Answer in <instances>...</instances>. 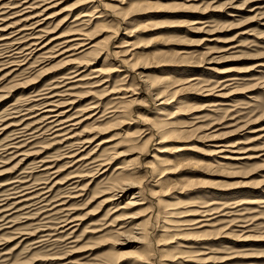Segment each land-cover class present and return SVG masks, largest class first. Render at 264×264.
I'll use <instances>...</instances> for the list:
<instances>
[{"label":"rangeland","instance_id":"1","mask_svg":"<svg viewBox=\"0 0 264 264\" xmlns=\"http://www.w3.org/2000/svg\"><path fill=\"white\" fill-rule=\"evenodd\" d=\"M45 2L30 0L22 7L0 11V18L6 20L0 28L12 26L8 33L18 29V36L25 37L22 42L36 36L30 35L33 31L29 29H22L29 24V14H38L47 6H43ZM55 3L53 9L29 19L32 23L45 18L41 22L43 27L39 25L46 33L40 42L77 31L75 24L80 19H75L94 8L103 7L105 14L114 17L112 24L90 22L80 27L89 41L96 43V48L77 59L79 64H84L86 80L73 90V104L65 106V109L72 106L70 118L78 116L73 120H83V115L91 114V110L83 111L89 101L97 104L101 114L110 107L109 99L126 98L134 89L136 101L122 105V113L113 117L82 121L73 130L72 142L76 143L65 148L58 144L57 134L50 135L45 128L31 140L29 134L36 126L26 131L28 123H24L16 131L12 125L34 114L31 110L35 99L54 80L73 82L76 78H63L71 76L69 72L76 64L66 65L63 59L66 54L58 56L57 51L44 49L48 52L45 58L29 56L12 75L8 74L10 69L1 71L0 129H6L0 130V264H143L139 255H144L141 260L147 264H264V0H56ZM106 4L116 8H106ZM28 5L35 9L27 8L26 13L17 14ZM38 30L39 27L34 33ZM6 32L0 31V37ZM127 39L133 41L130 47L137 56L126 74L110 73L115 64L112 51ZM5 44L0 45V58L7 59L11 48ZM179 50H186L187 57L174 55ZM96 68H101L99 76L90 73ZM167 73L181 80L180 83L193 77L209 80V88L214 89L219 84L216 82L225 77L228 86L221 91V97H217L214 89L203 92L188 85L167 92L169 89L165 90V85L157 82V77ZM228 74L230 79L226 77ZM157 85L155 89L149 87ZM113 90L120 93L116 95ZM127 90L130 91L126 93ZM159 92L162 97L174 100L165 108L180 107L179 115H174L172 121L188 124L185 137L179 143L173 133L159 132L150 137L143 131L140 119L156 114L159 108L155 98ZM215 103L222 105L213 106ZM14 107H19L20 112L13 114L18 117L10 118L8 113ZM24 133L25 138L11 140ZM164 137L168 141L158 145ZM9 142L12 145L18 142L19 148L7 151L3 144ZM218 144L235 145L237 148L226 150L235 149L240 153L225 151L230 157L221 159L212 155ZM177 145L187 149L180 151L174 164L147 167L152 165L155 155H171ZM159 146L166 150L157 153ZM80 158L88 159L76 164ZM98 161L110 164L102 169L97 166ZM173 165L175 169L166 176L167 180L164 177L157 181L164 174V167ZM47 166L51 169L42 172ZM120 166L126 171L114 176ZM183 177L185 180L181 181ZM126 179L136 183L114 197L116 201H108ZM154 184L157 185L152 187ZM38 188L43 201L39 198L40 202L30 207H27L30 201L13 205L16 200L12 203L11 198L21 195L19 200L24 199L28 195L23 194ZM133 196H137L140 204L129 207L126 204ZM212 201L219 203L215 205L218 210L224 205L238 210L239 216L234 215L233 219L243 217L244 222L238 225L242 223L245 227L228 222L232 218H218L217 225L204 228L198 236L185 233L178 239L177 233H173L163 241L160 232L167 223H191L196 218L192 215L195 205ZM62 202L67 216L64 212L56 213L57 205ZM66 217L76 219V231L58 233L64 231L56 229ZM123 221L127 226L116 233ZM42 223L49 229L43 226L44 232L17 238L21 236L19 231L32 232L35 226L42 227ZM137 224L143 227L142 234L134 229ZM47 234L48 239L40 236ZM179 244L187 247H177Z\"/></svg>","mask_w":264,"mask_h":264},{"label":"bare ground","instance_id":"2","mask_svg":"<svg viewBox=\"0 0 264 264\" xmlns=\"http://www.w3.org/2000/svg\"><path fill=\"white\" fill-rule=\"evenodd\" d=\"M10 1L11 2H9V1L6 0L5 3L0 4V11H3L5 9H10L11 10V9H14V8L16 9L18 7H22L23 5L29 3L30 0H10ZM41 1H46L43 4V6L44 5L45 6L47 5V6L46 7L44 6L45 8L42 9L40 12H42L44 10H47V9H51L52 7H55L56 6V3H55L56 0H41ZM105 6H106V8H110V7L113 8V9L116 8L114 6H111L110 4H106ZM257 7L259 8V6H257ZM262 7H260V8H262ZM27 8L28 9L29 8L35 9L34 7H31V6L28 5V6H26V8H23L22 11L21 10H18L17 14L18 13H23L25 11V9H27ZM101 9H104V8L103 7H101L100 9L94 8V10L91 9L92 11H90L88 13L87 12L84 13L79 18H77V17H76L77 19L74 18L76 21L78 19H80V21H77L79 23L76 22L77 24H75L78 27L77 28V31L70 32V34H68L66 36H57L55 38L52 37V38H48L47 40L45 39L46 41L44 43L42 42L43 40L41 42H40V40H41L42 37H45V35H46L45 31L43 30L44 28H41V26L43 25V24H41V22L43 20H45V18L44 19H40L39 18L38 20H35L32 23L29 20V19L32 20L35 17L38 18L39 15H40L39 14L40 12L38 14H33L31 16L29 14V16H28L29 18L27 17L28 18L27 21L29 22V24L27 23L28 25L25 28H24V26H25L24 25L23 26V29H22L24 31L26 29L27 30L29 29V30L33 31V32H30V35H36L37 34L38 36L36 35V36H34L32 38L29 37V38L25 39L22 42L23 38H25V37L18 36L20 34V31L18 29H17V31L14 30V31H10L8 33L6 31H8L9 29H12L13 28L12 26H9V25L6 26L5 25V28H0V31H5L7 33V34H1L2 37H0V43H1L0 45H4L5 42H7L8 45L10 46V48H11V50L8 51L9 53L11 52V54L6 55L7 56V59L0 58V65L7 64L4 67L2 66L3 68L0 67V73H1V71L10 69L8 74L9 75L10 74L12 75L13 72H15L16 70L18 71V69L21 67L22 64H24V61L26 59H29L28 58L29 56H35V55H37L39 58H45L46 57L45 53L47 54L49 51H51V52H56L57 51V53H59V54H57L58 56L59 55L66 54V56H63V59L65 60L64 62L67 61L66 62V65L76 64V66L74 65L75 67L71 70V72H69L71 74V76L70 77H67V78H63V79H71V78H76V79L73 80V82L68 81V83H65V82L63 83V81H61V80H54L51 84H49V87L46 89V91L43 92L42 94H40V96L38 97V99L37 98L35 99L36 102H35V104H33V108L31 110V113H34V114L32 116H29L28 118H25V119L19 118L21 120L18 122V124H15V125L13 124L12 125V126H15L16 127V128H14V130L17 131L18 126H21V125L23 126L24 123H28L27 124V127H26L27 130L25 129L26 131L32 129L33 127L35 128V126H36V129L29 134L30 135V139L33 140V139H35V136H36L35 134H37V132H39V131H41L42 129L45 128V132L48 131L50 135L56 133L57 134L56 140H58V144L66 148V147H69L72 143L73 144L76 143V141H75V143L72 142V140H74V134H75V133H73V130L75 129L74 127L78 126V124H80L82 121L87 120V119H90V120H93V121H101V119H103V117H106V116L107 117H113L116 114L122 113V110H121L122 109V105H124L125 103H128L130 105L132 103L135 104L136 98H134V95L136 93V90L134 89V91H131L133 93L132 95L126 96V98L129 99V100H127L126 98H123L122 96H113L111 99H109V104H110L109 106L110 107L107 108V110H104L101 114H99V111H97V109H98L97 104H95V102L93 104V102L89 101V103H87V106L88 107L85 110H83V111L84 112H87V111H90L91 110L92 112H91V114H88L86 116L82 114L83 115V120L82 119H80V120H73V119L77 118L78 116H73L72 118H70L71 117V114H69V113L72 110V109H70V107H72V106H70L69 108L65 109L67 106L72 105L73 102H74V101L72 102V100H73L72 99V96L74 95V94L72 95L73 90L76 89L77 86L79 87L80 84H83L84 81L86 80V75L83 74L85 72V70H84V68H85L84 67V64H79V61L77 62L78 57L80 55H82V54H86L88 52H92L96 48V43H92V41H89L90 39L86 36V33L84 32V29L83 28H80V27L81 26L82 27L83 26L86 27V25H89L90 22H94V24L96 23V25L97 24L100 25L102 23L103 24L104 23L112 24V19L114 17L113 18H110ZM107 10H109V9H107ZM4 13L5 12H1V14H4ZM24 13H26V12H24ZM19 15H22V14H19ZM34 15H36V16H34ZM14 17H16V16H14ZM5 21H6L5 18H0V26ZM195 23H198V22H195ZM39 25H41V26H39ZM38 27H39V30L36 33H34V31ZM43 33H45V34H43ZM87 35H88V33H87ZM30 39H32V40H30ZM28 41H32V42H29L28 43ZM23 43H28V44H27L26 47H21L23 45ZM132 45H133V41H131L130 39H127V40H125L123 42L122 45L115 46L114 47L115 50L112 51V54H113V57H114L113 60H114L115 64H114V67H112L110 69V73H114L116 71H122V72H124L126 74V70L129 68V66L132 65L133 60L137 56V52H135L134 48H131L130 47ZM8 49H9V47H8ZM44 49H46V50L48 49V52L47 51L44 52L43 51ZM187 53L188 52H186V50H181V51L179 50L176 53H174V55L182 56L181 58L184 59V57H187L186 56ZM58 56H55V57H58ZM20 57H23V59L17 61L16 59H18ZM85 64H87V63H85ZM120 69H122V70H120ZM100 70H101V68L100 69H97L96 68V69L92 70L90 73L92 75L93 74L94 75H98V74H101L100 72H102ZM228 76H229V79H230V75L229 74L226 75V77H228ZM232 76L233 75H231V77ZM157 78L160 80V81L157 80V82L160 83V85L161 84L165 85V87H164L165 90L169 89L167 92H169L173 88H180V89L183 88L184 89V87L187 86V85H188L187 86L188 88H191V87L195 86V87H198L200 90L203 89V92H210L212 89H214V88H209V86L211 85V84L209 85L208 82H207L209 80L206 81V80H203L202 78H199V77H193V78H191L189 80H184L185 82H182V83H180L181 80L175 78V76L170 75L168 73L167 74H163L162 76H159ZM233 78L235 79V76H233ZM1 80H2V78H1ZM242 80H245V79L243 78ZM104 81H106V79ZM210 81H212V79ZM233 81H235V80H233ZM225 82H227V78H225V77L222 78V80H219L218 82H216V83H219L215 87V89H214L215 92L217 93V97H221L222 96V92L221 91L224 90V89H226V86H228V85H225ZM60 83H63V84H60ZM158 86L159 85H157V86H149V87L151 89H155ZM1 89H0V92H1ZM120 90L121 91H124V89H120ZM120 90H117V91H114L113 90L112 93H115V94L116 93H120ZM129 91L130 90H127V92L126 91L125 92L128 93ZM175 91H177V89ZM160 94H161V92H159V94H157V96L155 98V100L158 101V104H157L156 107L159 108L158 111L156 112V114L153 115V116L144 115L140 119V121H142V125L144 126V130L143 131L146 132V134L149 135L150 137H155V135L157 136L159 132H163V134L164 133H173L175 135V138L177 139L176 141H178V143H179L182 140V138L185 137V134L187 132L186 127L188 126V124H186L184 121L183 122L182 121L181 122L180 121H172L171 118L174 115L178 114V111L180 110V107L179 108H174L173 110H171V108H168V107L165 108L166 106H169L171 103H173L174 100L171 99V98H170L171 100H168L167 98L162 97ZM207 95H209V94H206L205 96H207ZM75 96L73 98H75ZM2 99H4V98H2ZM185 103H183V105L186 107L187 105ZM217 105H222V104H219V103L213 104V106H217ZM18 108L19 107L12 108V111L10 113H8V115H11L10 118L18 117V116L13 115L15 113H19L20 112V110H18ZM62 109H64V110H62ZM21 110H23V108ZM214 110H216V109H214ZM83 111H81V113H83ZM72 113H74V112H72ZM76 113H78V112H76ZM6 117H9V116H6ZM80 117H82V116H80ZM198 118H200V117H194L192 119H198ZM98 119H100V120H98ZM12 126H10V127H12ZM2 129L4 130L6 128H2ZM2 129H0V130H2ZM42 132H44V131H42ZM263 132H264V130H263ZM262 134H264V133H262ZM26 135L27 134L24 133L21 136L13 137L11 140L13 141V140H16L19 137L21 138V137H24ZM170 135H172V134H170ZM263 136H262V138H263ZM53 137H55V136H53ZM167 139H169V138L168 137H164V139L162 141H158L157 144L160 145L161 143H165V142L168 141ZM79 140H80V138H79ZM22 141L25 142L24 140H22ZM108 141L109 140H106L105 142H108ZM28 142H29V138H28ZM82 143H83V141H82ZM12 144H13L12 142L11 143L9 142L7 145L6 144H3V146H6L7 151L10 150V149H12V148H15V149H18L19 148V146H18L19 143L18 142L14 143L15 145H12ZM22 145H23V143H22ZM23 146H21V147H23ZM81 147H82V145H80V148ZM214 147H215V149L212 152L213 153L212 155H218L221 159H229L230 156L227 155L225 151H230V153H240V152H238V150H235V149H228V150H226V148H237V147H235V145L229 146V145H221V144H218L217 146H214ZM71 149H74V148H71ZM156 149H157L156 150L157 153H162V152H164L166 150V148H164L163 146H161V147L159 146ZM174 149H175V151L173 153H171V155L164 156V154H163V156H161V157H159V155H157V156L155 155L154 158H153L152 165L150 164L147 167L150 168V169H153V168H161V167L167 166V165L171 166L172 164H174L173 163L174 162L173 160L174 159H176V160L178 159L179 155L181 154L180 151H182L184 149H187V148H185V146H183V145H177ZM257 151H259V150L257 149ZM22 152H24V151H22ZM80 153H81V151H80ZM20 155H24V154L21 153ZM74 156L75 155L73 154V155H71L69 157L71 158V157H74ZM95 156L96 155H94V157ZM152 157H153V155H152ZM213 158H214V156H213ZM86 159H88V158H80V159L76 160L75 163L76 164L79 163V165H80L82 163H85L84 161ZM232 159H240V158H232ZM182 160H183V158H182ZM98 162L99 163L97 164V166L102 167V169L106 165L110 164L109 161L107 163L105 161H98ZM93 163H94V161H93ZM218 163H220L221 166L222 165L223 166L226 165V162L223 163V164H221L222 162H218ZM86 164H84V166ZM169 166L168 167H164V171H163L164 174L162 176H159V178H158L157 181L163 179L164 177L166 178V176L169 173H172L173 172L172 170L175 169L174 165H173V167H169ZM123 167L116 168V170L118 172L115 170L114 176L116 174L119 175L121 172L126 171L125 168H123ZM49 169H51V166L44 167L42 169L43 170L42 172H47ZM121 176L122 175H120V177ZM120 177H118V178L121 180V178H123V177L128 178L129 176H127V177L126 176H123L121 178ZM129 178L131 179L132 177L130 176ZM165 178H164V180H167V178L166 179ZM108 179H110V178H108ZM130 179H126L122 183H120L119 184L120 185L119 186V189L117 191L115 190L116 192L112 196L109 197L110 199H108V201H111V200L113 201V200L117 199V198H114V197L118 196L119 193H121V194L124 193L125 191H127V189H129L133 185V183H136V182H134V181H132ZM111 180L112 181H115L114 179H111ZM180 180L181 181L182 180H185V177L181 178ZM72 183L74 184L75 182H72ZM156 185L157 184H154V186H152V187H155ZM39 190L40 189L38 188L36 190L30 191V193L29 192H26V194H23V196L28 195V197H26L24 199L22 198L21 200H19V198L21 197V195L20 196H16L15 195L16 197L11 196V197H13V198H11L13 200L12 203L14 202V200H16L13 205H20V203L22 205L23 202L30 201V202L27 203L28 204L27 207L33 206V204H36L37 203L36 201H38V199L42 195V193L38 192ZM29 195H32V196H29ZM135 197H137V196L131 197L130 201H128L126 205H128L129 207L130 206L139 205L140 204L139 203V199L138 198H135ZM39 200L40 201H43L42 198H40ZM44 200H45V198H44ZM40 201H38V202H40ZM34 202H36V203H34ZM24 204H26V203H24ZM217 204H219V203L212 201V202H207V203L204 202L200 206L199 205H195V207H197V208H196V210H192V211H194V213L192 215H196L195 216L196 218H194L193 222H191V223H188L187 224L185 222H180V221H173L170 224L167 223V226H164L163 229L160 232L162 234L161 237H163V241H165V240L168 239V238L166 239V236H170L173 233H177L176 236H178L177 237L178 239H181L185 233L197 234V236H198V235H200L201 233L204 232V230H205L204 228H206V227H209L210 228V227H212L214 225H217L216 224L217 222H215V221H220V220H217L218 218L219 219L220 218H227V217L228 218H232V219H229L228 222H230V221H232L233 223L234 222L235 223L237 222L236 224L234 223V226L241 227V228L242 227H245L244 225H242V223L244 222L243 217L241 219H239V220L233 219V216L234 215L235 216L236 215L239 216L238 210H236L234 207H231L229 205H227V206L224 205L223 208H220L218 210L215 207V205H217ZM57 206H59V207H57ZM57 206H55V207H57L56 208L57 209L56 210V213H63L64 212V214H65V212H66L67 209L64 208V207H62V206H64V203L62 202V203L58 204ZM6 207H8V206H6ZM238 208H241V207H238ZM46 211L48 212V210H46ZM42 213L44 214L45 212H42ZM67 215L68 214L66 213L65 216H67ZM47 216L48 215H45L44 217H47ZM75 220L76 219L72 220L71 217H66L64 220L61 221L62 224L56 230H58V229L64 230V231H61V232H58V233H62V232L63 233H66V231H70L69 233L75 232L76 231L75 230V227L77 226V224L74 223ZM222 220H221V222H222ZM1 221H3V220H1ZM238 222H242V223H240L241 225H238L239 224ZM118 224H120V223L118 222ZM43 226H46V230L49 229V227L46 224L45 225L43 224L42 227L35 226L36 228L34 227L33 230H32V232L20 233V231H19L18 234H21V236H17V238L20 239V237H22V235H28V236H32L33 235L34 236V234L36 232H44V229H42ZM126 226H127L126 222H124V221L121 222V224H120V226L118 228L119 231H116L115 230V232L116 233L120 232V229H123ZM142 228L143 227L142 226L140 227L139 224H137L136 227H134V229L139 230V232H138L139 234H142L143 233V229ZM190 231H194V232H190ZM13 233L15 234L16 231L13 232ZM40 236H45V238H46V237H48V234L47 235H40ZM69 238H71L70 235L67 237V239H69ZM46 239H48V238H46ZM169 243H171V242H169ZM166 244L168 245V243H166ZM176 246L177 247H187L184 244H179V245H176ZM164 251H166V250L164 249ZM143 256L144 255H139L138 256V259H139V261H141L144 264L145 263L144 260H141V259H143ZM69 263H71V262H69ZM71 264H74V262H72ZM145 264H147V263H145Z\"/></svg>","mask_w":264,"mask_h":264}]
</instances>
